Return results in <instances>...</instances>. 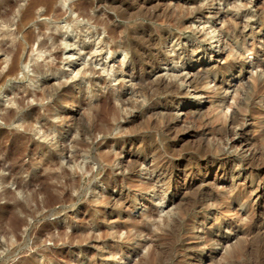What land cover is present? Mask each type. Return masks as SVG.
<instances>
[{"label":"rangeland","instance_id":"obj_1","mask_svg":"<svg viewBox=\"0 0 264 264\" xmlns=\"http://www.w3.org/2000/svg\"><path fill=\"white\" fill-rule=\"evenodd\" d=\"M58 2L0 0V264H264V0Z\"/></svg>","mask_w":264,"mask_h":264},{"label":"bare ground","instance_id":"obj_2","mask_svg":"<svg viewBox=\"0 0 264 264\" xmlns=\"http://www.w3.org/2000/svg\"><path fill=\"white\" fill-rule=\"evenodd\" d=\"M68 2V0H59V4H60V6L63 8L65 5H66V3ZM50 7V6H49ZM217 7V6H216ZM215 7V8H216ZM218 8V7H217ZM234 9H235V14H238V12L240 11V7L239 6H235L234 7ZM27 10V9H26ZM218 11V10H217ZM28 14V13H27ZM27 14H26V16H27ZM240 14V13H239ZM25 18V17H24ZM207 18V17H206ZM78 24H74L73 26H70V25H62V26H60V28L64 31V34H63V40H62V42H61V45L63 46V49L65 50V51H67V50H70V49H72L73 47L75 48V50L74 51H76V53H75V56H74V58H73V56H69V55H66V57L65 58H63V60H64V62H63V68L62 69H59V71H57V73H59V74H65V75H67L70 79H75L76 78V76L79 74V73H81L82 71H86V67H87V64L89 63V61H91V63H93V60H89V59H91L94 55H97L98 54V49H97V47H98V45H99V43H98V41H97V39H92L93 41V49H92V53H91V57L90 58H87L86 56H82V54H81V51H82V49L84 48V46L86 45V44H88L87 43V35H85L84 36V40L83 41H78V42H76V44H68L67 43V41L69 40V39H71V38H73L74 37V39L76 38L75 37V31L77 30V28L75 29V27L77 26ZM202 25V24H201ZM200 25V26H201ZM206 25V24H205ZM3 27H4V25H2ZM10 27V26H9ZM206 26H204V28H205ZM201 28H203V27H201ZM201 28H199L200 30H201ZM206 29V28H205ZM208 29H209V27H208ZM1 30V29H0ZM2 31V30H1ZM206 31V30H205ZM204 31V32H205ZM7 32H8V30H7ZM213 32H215V31H213ZM9 33V32H8ZM203 33V32H202ZM206 33H208V32H205V34ZM236 33V32H235ZM205 34H203L204 36H205ZM217 34V33H216ZM215 33L213 34V35H216ZM237 34V33H236ZM208 35H210V33L208 34ZM212 35V34H211ZM33 37V36H32ZM210 37H212V36H210ZM31 38V37H30ZM209 38V37H208ZM29 39V38H28ZM207 39V38H206ZM217 39V38H216ZM28 42H29V40H27ZM208 41V40H207ZM218 41V40H217ZM216 41V42H217ZM30 42H31V40H30ZM209 42H210V40H209ZM214 44V43H213ZM217 44V43H216ZM215 45V44H214ZM218 45V44H217ZM243 46V45H242ZM215 47H216V45H215ZM244 47H245V45H244ZM90 48V47H89ZM242 48V47H241ZM245 49V51H246V48H244ZM14 50V49H13ZM84 50V49H83ZM242 50H243V48H242ZM41 51V50H40ZM40 51H36L35 49H31V51H30V55H29V58H28V61H26L27 62V64H29L28 62H30V64L32 65H34L35 63H31V61L32 62H37V60L39 59V57H41V52ZM237 51V50H236ZM244 51V50H243ZM245 51H244V53H245ZM13 52V51H12ZM11 52V53H12ZM113 52V51H112ZM119 51H117V53H118ZM233 52V51H232ZM235 52V51H234ZM247 52V51H246ZM18 53H19V50L18 49H16V50H14V52H13V60H12V62H11V65L8 67V69L6 70V72L2 75V76H0V80H2V79H5V78H7V77H9V76H11L12 74H14L15 73V71L17 70V68H18V65H17V63H18ZM103 53H105L104 54V59H103V61H101V62H96L97 60H94V66L95 67H98L99 68V70H101V73L102 74H104V75H106V77L109 79V80H111V79H113L116 75V71L113 69V66H111V65H108V59H109V56H112L113 54H111V52H109L108 50H106V51H104ZM116 53V52H115ZM120 53V52H119ZM236 53H239V52H236ZM111 54V55H110ZM246 54V53H245ZM77 59H78V62H77ZM30 60V61H29ZM245 61V60H244ZM21 62V61H20ZM75 62H76V64H75ZM121 62H123V60H121ZM248 62V61H247ZM120 64V63H119ZM178 64V63H177ZM37 65V64H36ZM184 66V65H183ZM230 66V65H229ZM34 67V66H33ZM80 67V68H79ZM179 67H181V66H176L175 65V67L173 68V70L174 71H177L178 72V69H179ZM23 68H27L26 66H24ZM77 68H79L78 70H76L75 71V69H77ZM20 69V68H19ZM38 69V68H37ZM66 69H68V71H67V73H65V71H66ZM120 70H121V67L119 68ZM227 69H229V67H227ZM45 70V69H44ZM46 70H47V68H46ZM50 70V69H49ZM211 71H213V70H211ZM225 71V70H224ZM44 72V71H43ZM74 72H76L77 74L76 75H74ZM180 72H181V70H180ZM209 71H204L202 74H199V75H196L195 76V78H199V77H201L203 74H206L207 75V73H208ZM216 72V71H215ZM45 73V72H44ZM210 74V73H209ZM213 74V73H212ZM47 75V74H46ZM55 75H56V73H55ZM179 75V74H178ZM182 75V74H181ZM173 77H178L177 75H175V74H173L172 75ZM204 76V75H203ZM36 77H38V76H36ZM46 77V76H45ZM209 77H211L212 78V76H209ZM208 77V78H209ZM193 80V79H192ZM255 80V79H254ZM5 81V80H4ZM173 88V87H172ZM157 89V88H156ZM249 90H250V92L249 93H247V96H246V99H249V98H251L252 96H253V94L255 93V85L254 84H251L250 85V88H249ZM48 92V91H47ZM259 92V91H258ZM94 116V115H93ZM135 163H138L136 160H134L133 161V163L132 164H135ZM83 165V164H82ZM134 166V165H133ZM80 169L82 170L83 169V166H81L80 167ZM175 187V186H174ZM177 188V187H176ZM162 212V211H161ZM168 216V215H167ZM176 225V224H175Z\"/></svg>","mask_w":264,"mask_h":264}]
</instances>
